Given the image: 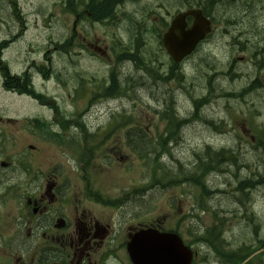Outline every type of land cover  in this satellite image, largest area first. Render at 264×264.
Segmentation results:
<instances>
[{
  "label": "flooded vegetation",
  "instance_id": "af4514ba",
  "mask_svg": "<svg viewBox=\"0 0 264 264\" xmlns=\"http://www.w3.org/2000/svg\"><path fill=\"white\" fill-rule=\"evenodd\" d=\"M93 1L74 0L80 6L79 13L75 14L76 21L117 26L124 19L128 23L133 11L130 6L135 0L119 1L115 6L114 18L107 16L98 21H93L92 12L83 8L85 5L93 6ZM180 1L179 6L186 10L193 9L199 2ZM24 5L26 2L23 0L22 4L20 0H14L9 1L8 6L0 5V264H139L143 263L145 254L142 250L147 246L162 244L167 249L174 250L179 244V238L186 246L183 247L184 258L191 256L192 264H207L206 241L201 238L202 225H205L201 222L205 212L194 214L192 211L185 213L170 210L145 220V212L140 207L155 191L176 188L167 179L155 181L150 188H146L148 137L159 139L155 157L162 151L158 161L166 167L176 164L188 169L189 164L182 163L175 157L176 153L183 154L186 148L195 155V162L203 165L209 161L208 143L195 148L194 142L186 144L182 133L178 135L173 131L160 130L147 133L145 121L139 116L86 115L88 112H85L82 116L69 117V128L66 130L63 117L54 116L50 119L49 116L42 115L40 110L49 106V100L42 97L45 92L43 88L51 80L61 81L52 67L50 45L54 44V51L58 50L59 53L61 45L51 41V37L44 38L41 43L38 39L35 43L28 42L30 29L33 27L30 17L35 15L38 18L45 10L44 5H38L37 9H32L38 10L36 14L27 6L23 7ZM202 5L207 9L208 5H215V13L221 12L226 4L202 0ZM231 7L234 9L233 6H228L224 12L238 21L234 27L239 28L237 38L241 39L243 31L240 22L244 16L236 9L232 13ZM140 8L152 12L149 11L148 4H139ZM209 18L213 21V28L221 22L215 16ZM132 19V26L137 31L135 42L124 47L126 50L132 49V43H135L133 48L136 47L139 31L143 37L139 64L135 62V69L140 73L133 76L130 72L129 75L138 84L136 91L149 85L170 87L176 84L174 92L170 91L165 96L152 93L155 99L152 102L141 100L145 105L158 108L159 115L156 118L162 121L165 110L173 102H177L178 89L189 92L187 86L193 82L190 78L191 59L194 61L193 58L202 53L210 36L179 63L181 67L186 62L189 64L185 73H181L182 84L179 86L178 64L165 49L163 34L166 28L162 30L160 27L161 23L163 26L166 24L167 18L154 19L148 16ZM188 22L190 26L193 18L189 17ZM43 26L45 27L44 23ZM36 27L41 28L38 22ZM75 30V36L79 37L78 29ZM130 33L132 38L133 34ZM155 33L160 38L161 48L158 50L160 53L152 51L151 55L147 51V38ZM24 42L28 45L23 46ZM18 48H23V51H16ZM254 49L258 54L264 51L261 45H256ZM104 52L108 54L109 50ZM126 52L134 54L133 49ZM235 61L231 59L230 66L233 67ZM210 72L213 74L210 75ZM119 75V84L123 88L129 87L128 78L123 74ZM219 76L221 75L214 69L205 77L209 82L204 88L207 94H203V98L213 103L216 99L215 91L221 87L217 84L221 79H218ZM223 91L220 90L218 101L222 98ZM189 94L191 97L192 92ZM76 96H82L79 86ZM83 98L89 100L88 95L80 99ZM24 100L36 104L37 114L23 115L19 104ZM119 101L120 106H123L125 101ZM202 113L200 105L194 104L192 100L186 117L187 127L205 122L231 138L242 139V133H235V129L226 132L223 127L224 119L215 116L213 111H209L206 119ZM166 119L164 122H168ZM87 120L91 121L87 126L79 122ZM203 133L200 130L195 132L196 137ZM243 133L254 139L246 127L243 128ZM34 140H40L41 145L38 146ZM81 144L91 145L96 154H87L82 158ZM43 149H56L57 152L48 153V157L41 156ZM134 159L137 161V168ZM203 159L206 160L203 162ZM115 168L119 169L120 177L130 175L135 169L138 176L135 180L130 179V185L125 189L112 188L108 183L113 179ZM167 203L176 210L182 207L181 203L177 204L175 195H171ZM143 231L153 232L147 238L148 244L143 237L141 244L133 245L134 238Z\"/></svg>",
  "mask_w": 264,
  "mask_h": 264
},
{
  "label": "rangeland",
  "instance_id": "374dc122",
  "mask_svg": "<svg viewBox=\"0 0 264 264\" xmlns=\"http://www.w3.org/2000/svg\"><path fill=\"white\" fill-rule=\"evenodd\" d=\"M9 1L14 0H0V5L8 6ZM21 4H22V0ZM26 2V5L23 7L31 9V11L37 14L38 5L40 7L44 5V12L40 15V19H38L35 15L30 17L33 27L30 29L29 39L28 42L35 43V40L42 42L44 38L51 37V39L59 40L61 42L67 41V39L72 37V29L75 27L79 31V37H77L76 44L78 45H85L88 49L83 48L84 50L81 52L82 57L77 54V58H75L76 53V46L75 41L72 40L71 44L68 45L71 49V55L67 54V57L58 54V51H54V48L50 50L49 54L53 57L54 66L57 65V68L63 70L65 75H63V79L60 82H55V80H51L46 84L44 87L43 93L47 94L48 97H55L64 111L68 113H75L78 110H85L88 107L87 100L84 98L81 100L82 97H75V89L78 83L83 79L89 82V91H91L95 87V81L103 79L109 71L110 67H112L113 62L111 59H108V54L105 53V50H109V52H113L112 46L117 45L119 48L122 49V44L118 41V38L121 39L122 43L129 44L131 42H135V34L137 33L135 26H130L129 23H125L124 19L119 21V24L116 26L115 24L112 25H91L88 22L80 23L76 21L77 18L69 11V8L66 7V0H23ZM135 1L137 3H135ZM133 4L130 6L133 9V14L136 18L141 19L143 14L147 16H159L158 13H152L144 11L143 9H139V4L147 5L149 11L158 9L159 5L163 4L165 8H161L159 12L160 14L166 16L168 15L167 11L174 12V9L177 10L179 8V4L181 3L180 0H135ZM139 3V4H138ZM31 5V6H30ZM239 5H243L242 15L243 20L241 22V28L245 31L247 39L253 43V47L256 45L262 44L264 41V0H246L243 3H239ZM66 8V10L64 9ZM139 9V10H138ZM223 12V11H222ZM38 16V15H37ZM86 17V16H85ZM38 19V25L41 28L37 29L36 27V20ZM159 19V18H157ZM44 21V22H43ZM127 21V20H126ZM43 23L45 27L43 26ZM48 25V26H47ZM160 27L163 28V24H160ZM130 28L132 32V38L130 33ZM223 29H219V32L214 35L213 39L210 40L206 45L203 46L202 53H199L197 57H194V61L191 62V68L195 69V74L192 76L193 79L192 84L187 86V90L192 92L194 95L195 92L197 94H202L205 92V87L208 84L209 80L205 78L207 73L211 70H216L221 76H219L217 84L219 90L215 91L213 106L210 107V110L213 111L216 115L220 116L225 119L226 123L223 126L224 129H237L234 130L235 133L242 132L243 128L246 127L251 130V134L254 135L255 128L259 125L264 127V89H261L256 92H252L243 99H234L231 98L230 101L226 98H221L218 101L220 90L225 91H239L241 92L246 83L248 82L249 78L241 79L243 81L239 82V78L237 79H230L225 76H229L228 73L230 72V68L232 66L231 63H227L228 58L236 59L233 63L232 71L234 75L236 73H250L252 76L257 75V68L255 67L256 64L254 60H251L252 53H245L241 51V47L245 45L243 41H245L244 37H241V40L238 44H235L238 40V36L236 38L233 37H226L224 31L221 33ZM40 35H43L42 37ZM31 36V37H30ZM147 42V51L152 54V51L160 53L161 42L160 38L155 34H150L148 36ZM236 39V40H235ZM243 43V44H242ZM132 49L135 46V43H132ZM27 46V42H24L23 46ZM160 47V48H159ZM235 47V48H234ZM101 48V49H98ZM16 51H23V48H18ZM147 52V53H148ZM103 58V59H102ZM77 62V64L75 63ZM139 64V63H138ZM77 68V69H76ZM130 70V67H129ZM199 70V71H198ZM128 71V67L126 68V72ZM137 74H139V70H135ZM213 74V72H210ZM223 73H225L223 75ZM202 74V75H201ZM244 74V73H243ZM239 75V74H237ZM199 76L201 79H199ZM195 77V78H194ZM224 77V78H223ZM223 78V79H222ZM222 80V81H221ZM261 83L264 84V76L261 77ZM176 84H173L170 87L165 86H155L152 87L151 85L142 87L141 91H138V99L144 100L145 102L150 101L152 102L155 100L153 98L152 93L156 94L157 96H165L170 91L174 92ZM187 91H183V95H180V110L185 114L186 107H188L189 102L191 101L190 94ZM207 94V93H206ZM135 97L134 101L125 100V103L129 107L130 112H134L135 115L143 118L145 124L149 122L150 119L154 120L156 116V112L154 108H150L146 105H143L139 100ZM156 103V102H154ZM192 103V101H191ZM229 104H233V109L235 111L234 119L230 120V116L228 112L232 109L229 108ZM121 102L118 101L116 103H105L95 111H98L99 114L105 113V111L111 106V109L120 108ZM19 106L22 107V113L24 114H32L35 115L38 112V108L35 103H29L27 101H21ZM194 112V107H193ZM40 113L44 116H49L50 119L54 117V112L49 110V107L42 108ZM252 113H254L252 115ZM94 115V114H89ZM110 116V114H108ZM239 117V120H235V117ZM67 121V118H64ZM216 121V120H212ZM232 121V123H231ZM87 126L91 121H79ZM191 126V125H190ZM188 126L186 130H184V136L188 139V144L194 142L195 138L196 141L193 143L194 146L197 148L203 147L206 143H210L213 146L219 148L225 145L226 140H229L230 137H225V139L219 138L217 136L211 135L207 131H211L208 129L203 134L196 137L195 129L198 126L196 123L195 126L190 127ZM190 127V128H189ZM223 127H220L221 129ZM164 128L163 123H159V130L162 131ZM239 129V131H238ZM212 132V131H211ZM213 133V132H212ZM214 134V133H213ZM242 134H244L242 132ZM246 136V143L243 149L242 157L238 158L239 164L244 166L240 171V178L252 177L255 173L259 174L262 173L264 169V157L258 152H256L254 145L253 150L250 144V136ZM238 138V136L236 135ZM34 143H37L38 146L41 145L40 140H34ZM235 142H230V144H236ZM187 144V145H188ZM46 149V147H44ZM187 150V148H186ZM56 149L53 151H45L42 150L41 156H49L52 153H56ZM50 153V154H48ZM184 152L182 154L183 158L191 159L190 152ZM206 159H203V162ZM209 164H216L215 160H212ZM169 168L178 169L177 166L169 165ZM236 165L232 166V171L237 172L235 169ZM137 168V167H136ZM232 171L230 174H232ZM219 177H222L221 182L227 183L226 189L229 191L228 194L223 196H216V200H212L211 205H214V209L224 212L223 216L226 218L225 225L226 230L230 235V241L234 244L235 247L241 246L243 244H252L255 240H257V234L255 229H259V237L262 235L264 236V186H260L258 189L252 192L251 199L247 196L238 194L240 200L244 202L242 204L239 200H234L235 193L232 195L233 189L235 190V185L237 178L234 177L233 181L228 176H225L219 170L214 171ZM227 174V175H230ZM137 169H135L130 175H124L122 177L119 176V169L115 168L113 171V179L109 181V185L112 188H123L125 189L126 186L129 187L130 179L135 180L137 178ZM148 178V177H146ZM147 180V179H146ZM233 182V183H231ZM218 184V182H217ZM180 186V185H179ZM197 190L190 186L185 187H176L173 190H158L151 194L146 202L141 205V210L145 212V220L149 219L150 217L157 216L159 213H166L170 210L172 211H182L190 213L193 212L192 208L194 207V203L196 200ZM171 195H175L177 204L181 203L182 207H178L176 210L173 207H170L167 203L168 198ZM250 207L254 212V219H251L247 216L246 211L248 210L247 207ZM203 222L201 224L203 229L201 233L203 236L209 235L208 229H210V225L215 217L211 214H203ZM208 225V226H207ZM207 226L206 228H204ZM207 259H210V254L207 253ZM256 264H264V256L260 258Z\"/></svg>",
  "mask_w": 264,
  "mask_h": 264
},
{
  "label": "trees",
  "instance_id": "16d2710c",
  "mask_svg": "<svg viewBox=\"0 0 264 264\" xmlns=\"http://www.w3.org/2000/svg\"><path fill=\"white\" fill-rule=\"evenodd\" d=\"M119 1L123 0H104V1H97L94 0L91 7L89 5H85L84 10H88L92 12L93 16V21H98V20H104L105 17L109 16L110 18H114V11H115V6ZM200 3H202V0H199ZM212 1L214 3H219L222 0H208ZM233 2V1H232ZM74 4V5H73ZM67 6L69 8V11L73 14L79 13V5H76L74 0H68ZM209 7L208 14H212L213 8L215 5H208ZM234 7V6H233ZM233 9V8H232ZM236 7H234L233 10H235ZM235 16V15H234ZM237 21V20H236ZM235 21V22H236ZM238 22V21H237ZM143 33V31H142ZM142 35L139 31V34L137 35V45L135 48H133L134 54H129L126 52L124 57L130 58L133 61H135L137 64L140 61L141 57V52L143 50L140 49V45L142 44ZM126 51H132V49H128ZM119 60H122L120 56H118ZM154 73V70H152ZM260 80H255L252 82L249 86L244 88V91L240 94L241 97L252 94V92L259 91L261 89H264V85L261 86ZM133 87H126L123 88L121 84H119L117 80L116 73L113 72L112 74V84L108 88L110 91L109 95L111 96H116L121 94L120 96L127 95L129 93V90H132ZM130 94V93H129ZM228 96V94H226ZM126 113H128L126 110H123ZM124 114V113H123ZM130 114V113H128ZM63 115H67V113H63ZM164 118H167L170 121L171 125H174V122H178L179 116L178 112L176 111L175 104L172 103L164 112ZM176 126V125H175ZM180 125H177L176 128L178 129ZM258 134V150L262 152L264 155V129H259L256 130ZM212 160H215L216 164H209ZM233 161L235 162V156L231 155L229 152L225 150H221L219 152L217 151H211L209 152V163L208 167L206 169V172H204V169L202 171V174L200 176L198 175H186V179L192 180L196 185L200 186L202 190L205 192H210L211 189L208 188L206 185V177L210 173L211 169H216L220 170L221 168L227 166V163ZM205 164V163H203ZM216 165V166H215ZM178 169H181V167L177 166ZM178 169H174V172L177 171ZM183 171V170H182ZM212 172V171H211ZM257 177V175H254V177L250 178H245L243 180H240L238 182V187L237 190L241 191L242 193H245L248 190H254L258 189L260 186H264V173L263 174H258V179L254 180ZM249 195V193H247ZM204 204L201 203L200 206L202 208ZM206 206V205H205ZM204 208H208L206 206ZM207 210V209H205ZM254 216V215H253ZM217 221L214 222L210 226V229H208L209 235L201 237L204 241L207 243L211 244L215 250V252L220 256L224 264H256L257 261L260 260L261 256L264 255V251L261 252L262 254L257 255L256 257L250 258L253 253L257 252L264 246V240L260 241L258 245H242L233 249H230L229 247L231 245L226 244L223 239V231H224V218H216Z\"/></svg>",
  "mask_w": 264,
  "mask_h": 264
},
{
  "label": "water",
  "instance_id": "95a60500",
  "mask_svg": "<svg viewBox=\"0 0 264 264\" xmlns=\"http://www.w3.org/2000/svg\"><path fill=\"white\" fill-rule=\"evenodd\" d=\"M184 18L185 15L178 16L173 22L172 28L164 37L165 46L175 60H181L186 55L190 54L194 50L196 44L204 38L211 29L210 22L203 18L200 13L197 15L196 23L189 30H186ZM135 240H137V242L133 245L138 246L143 242V236H137ZM146 244H148V241H146ZM184 252L185 251L180 248L179 244L174 250H169L162 244L147 246L144 249V263L139 262V264H191V256L184 258Z\"/></svg>",
  "mask_w": 264,
  "mask_h": 264
}]
</instances>
